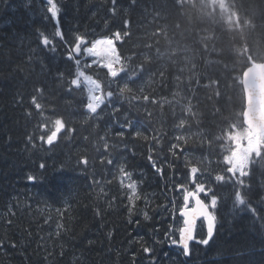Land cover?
Returning <instances> with one entry per match:
<instances>
[{
  "label": "trees",
  "instance_id": "trees-1",
  "mask_svg": "<svg viewBox=\"0 0 264 264\" xmlns=\"http://www.w3.org/2000/svg\"><path fill=\"white\" fill-rule=\"evenodd\" d=\"M58 3L69 43L76 35L90 42L127 32L118 50L132 57L125 61L130 68L143 64L144 70L129 85L132 93L117 89L91 115L81 102L84 90L70 83L76 66L66 59L65 43L54 37L45 0H0V264H264V219L234 207L239 186L218 214L213 239L191 258L169 250L159 219L173 214L168 190L184 184L181 160L170 151L174 138L185 133L188 143L180 145L211 160L231 145L229 132L240 126L243 107L240 74L249 57H264V0H118L115 14L111 0ZM37 30L54 40L56 51L39 45ZM85 71L106 77L95 66ZM130 75L131 70L121 86ZM37 88L44 89L42 95ZM141 88L156 103L145 102ZM34 95L45 116H62L74 132L42 144ZM181 119L186 123L177 128ZM29 135L37 138L29 143ZM150 149L162 176L148 160ZM108 159L112 165L102 163ZM121 165L133 174L141 197L131 217L127 189L119 182ZM249 172L242 191L264 217V156ZM29 175L37 179L29 181ZM144 246L154 249L152 255Z\"/></svg>",
  "mask_w": 264,
  "mask_h": 264
},
{
  "label": "snow or ice",
  "instance_id": "snow-or-ice-1",
  "mask_svg": "<svg viewBox=\"0 0 264 264\" xmlns=\"http://www.w3.org/2000/svg\"><path fill=\"white\" fill-rule=\"evenodd\" d=\"M113 7L110 11L115 14L116 4L118 0H111ZM46 8L45 11L48 14V17L55 22V33L54 37H58L63 41L68 49L66 59L68 61H74L76 69L75 76L71 79L70 83L75 88H82L84 90L86 100H82L83 108L91 115L98 113V110L101 109V106L105 104L107 99H110L117 94L116 90L120 95L125 93H132L133 89L129 86L134 82L135 79H139L140 75L143 73V64L137 68H130V64L126 63V60H131L132 57L124 58L116 47L117 42L122 41V39L129 35L125 32L121 34L120 31H116L112 34L111 37H104L100 39H95L88 41L85 36L76 35L75 43H69L65 39L64 32L62 31L59 24V17L61 14V7L58 3V0H45ZM129 21L125 20L124 25L127 27ZM37 35L39 37V45L43 48H46L50 51H56V45L54 40L49 37L44 31L37 30ZM80 56H86L91 58V63H88L81 67ZM147 59V58H146ZM94 66H98L100 69L106 70V77L104 79L93 78L92 75L87 74L85 69H91ZM131 70V75L128 76L126 82L121 86L119 81L122 80ZM163 78V73L160 74ZM61 78L63 74H60ZM37 93L41 95L44 92L43 88H37ZM144 89H140L142 98L145 102L156 103L155 100H152L148 95H143ZM137 100L140 99L139 96L135 97ZM31 104L34 106L35 110L40 114L42 122L38 123L37 128L40 132L38 136L39 141L44 145H53L58 137L63 134V132H68L72 134L74 129L67 126V121L62 116H55V118L48 117L44 115L45 108L44 105L38 102V97L36 95L32 96ZM118 112L119 109H116ZM31 115V112L28 113ZM185 121L181 119L177 128H183ZM133 126L132 121H128L126 127L131 128ZM117 135L123 136V132L118 133ZM137 136L140 133H136ZM37 138L34 135L28 136L29 143H32L33 140ZM101 139H104L103 137ZM147 139V137H145ZM177 143L171 145L170 151L173 155L176 154V151L181 152L185 151L181 147L180 142L183 141L186 145L188 140L183 136H177L174 138ZM229 139H232L231 134H229ZM156 144H159V139H155ZM231 150L228 154L223 156V161L226 166V172L222 171L221 173L216 174L214 177L210 176L205 182L200 179L201 169L197 166H191L188 169V180L191 185H194L193 190H189L184 184H176L175 190L183 193L184 204L180 209V217L183 218V225L178 229L179 238L176 239L174 234L170 230L169 233L165 235L170 239L171 245L177 246L181 249L183 256L189 257L192 254L191 244L197 243L199 245L207 246L209 242L213 239L217 223H218V203L219 197L214 194L212 188L208 184L214 180L216 182L227 183L233 182L238 184L234 190V207H246L247 210L254 216L259 219H264L258 215V209L252 205L249 199L246 198V194L242 191L245 186L244 177L249 176L250 166L253 161V157L260 158L264 156V136L259 137L255 142H249L245 146L244 139L241 138V144L238 146L236 143L232 144ZM33 147L36 145L33 143ZM110 145L108 143L104 144L105 151H108ZM150 154L148 160L152 165V168L159 174L163 175V167L158 165L157 160L153 158L151 154L152 150H149ZM82 164H87V159L81 160ZM108 165L113 164L112 159H108L106 162ZM39 167L44 169L46 165L42 162ZM119 182L122 189H127V199L129 201V217L132 216L135 203L141 199L138 192L137 181L132 179V173L129 172L123 165L119 168ZM29 181H35L36 176L29 175L27 177ZM128 181L125 184V181ZM111 181H109L110 183ZM201 196H204L206 199H202ZM97 211V215H99ZM145 219H148V214L144 213ZM198 222H203V227L206 230V234L202 237H199V232L197 230ZM11 223V221H9ZM58 228H62V225H57ZM59 235V233H57ZM111 236V233H109ZM15 246V245H13ZM142 251L145 254L152 255L154 249L148 246H144ZM63 255V252H61ZM135 259V257H133ZM155 264V261H153Z\"/></svg>",
  "mask_w": 264,
  "mask_h": 264
},
{
  "label": "water",
  "instance_id": "water-1",
  "mask_svg": "<svg viewBox=\"0 0 264 264\" xmlns=\"http://www.w3.org/2000/svg\"><path fill=\"white\" fill-rule=\"evenodd\" d=\"M246 95L244 121L253 133L264 130V62L253 64L243 73Z\"/></svg>",
  "mask_w": 264,
  "mask_h": 264
},
{
  "label": "rangeland",
  "instance_id": "rangeland-1",
  "mask_svg": "<svg viewBox=\"0 0 264 264\" xmlns=\"http://www.w3.org/2000/svg\"><path fill=\"white\" fill-rule=\"evenodd\" d=\"M174 131H175V132H178V131H176V129H174ZM235 133H236V137L234 136ZM231 135H232V136L234 137V139L237 141V140L240 138V136L242 135V131H241V130H236L235 132H232ZM260 137H262V136H260ZM258 138H259V137L255 138V139H252L250 142H255ZM132 235H133L134 237L137 236L135 233H132ZM128 239L131 240L132 242L135 240L134 238H128ZM133 239H134V240H133Z\"/></svg>",
  "mask_w": 264,
  "mask_h": 264
},
{
  "label": "bare ground",
  "instance_id": "bare-ground-1",
  "mask_svg": "<svg viewBox=\"0 0 264 264\" xmlns=\"http://www.w3.org/2000/svg\"><path fill=\"white\" fill-rule=\"evenodd\" d=\"M147 116V115H146ZM188 134V133H187ZM168 149V148H167ZM94 168V167H93ZM70 171V170H69ZM66 172H67V170H66ZM11 179V178H10ZM156 180V179H155ZM28 188H30V187H28ZM109 200V199H108ZM115 202V201H114ZM8 207V206H7ZM14 210V209H13ZM19 211H20V209H19ZM47 222V214L44 212V223H46ZM29 223L30 224H32V221H29ZM39 225H40V223H39ZM155 236V235H154ZM151 239V238H150ZM163 239V238H162ZM153 241V240H152ZM155 246V245H154ZM141 254V253H140ZM173 255V254H172Z\"/></svg>",
  "mask_w": 264,
  "mask_h": 264
}]
</instances>
